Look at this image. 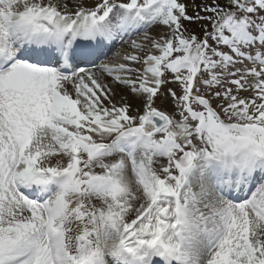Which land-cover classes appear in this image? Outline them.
Returning <instances> with one entry per match:
<instances>
[{
    "label": "snow or ice",
    "instance_id": "snow-or-ice-1",
    "mask_svg": "<svg viewBox=\"0 0 264 264\" xmlns=\"http://www.w3.org/2000/svg\"><path fill=\"white\" fill-rule=\"evenodd\" d=\"M0 264H264V0H0Z\"/></svg>",
    "mask_w": 264,
    "mask_h": 264
},
{
    "label": "rangeland",
    "instance_id": "rangeland-1",
    "mask_svg": "<svg viewBox=\"0 0 264 264\" xmlns=\"http://www.w3.org/2000/svg\"><path fill=\"white\" fill-rule=\"evenodd\" d=\"M193 27V29L199 34L200 33V29H199V27L198 26H196V25H193L192 26ZM170 87H174V85H169ZM242 95H247V93H242ZM157 104L159 105L160 104V101H157ZM166 106V105H165Z\"/></svg>",
    "mask_w": 264,
    "mask_h": 264
},
{
    "label": "bare ground",
    "instance_id": "bare-ground-1",
    "mask_svg": "<svg viewBox=\"0 0 264 264\" xmlns=\"http://www.w3.org/2000/svg\"><path fill=\"white\" fill-rule=\"evenodd\" d=\"M137 37L134 35L131 37V39H136ZM129 38L128 37H125V41H128ZM121 45H116V48H120Z\"/></svg>",
    "mask_w": 264,
    "mask_h": 264
}]
</instances>
